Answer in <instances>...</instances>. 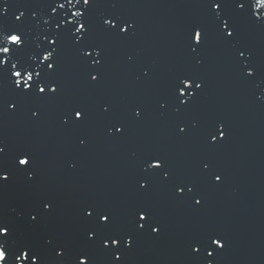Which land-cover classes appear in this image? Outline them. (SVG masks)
Returning a JSON list of instances; mask_svg holds the SVG:
<instances>
[{
	"label": "water",
	"instance_id": "1",
	"mask_svg": "<svg viewBox=\"0 0 264 264\" xmlns=\"http://www.w3.org/2000/svg\"><path fill=\"white\" fill-rule=\"evenodd\" d=\"M9 2V22L12 13L18 14L19 4H28L30 10L38 12L30 26V39L33 47L46 45L44 21L52 16L50 10L35 7L38 0ZM58 2L65 3L58 12L68 16L82 8L75 0ZM95 3L90 21L97 26L101 16L112 13L135 22V33L127 39H111L99 30L95 33L106 49L100 85L87 82L90 77L76 65L71 45L66 44L57 72L66 82L63 97L46 105L39 121L30 118L32 103L21 112L8 110L0 115V140L7 143L9 157L15 149L30 150L38 176L35 185H27L21 176L12 186L0 189V214L15 219L38 199L56 203L52 217L37 229L21 226L16 243L9 240L7 247L14 249L28 242L41 249L43 264H61L44 245L46 237L55 235L68 245L64 264H78L76 255L84 247L86 227L80 220L82 206L106 203L121 214L138 202H149L164 227L159 237H140L124 254L122 264H200L189 254L187 245L208 230L226 241L215 264H264V28L245 25L242 32V40L254 49L260 74L251 81L244 80L233 64L232 50L210 32L202 69L207 88L193 113L176 114L171 106L162 113L157 101L165 98L171 77L193 70L185 36L191 24L203 20V10L196 6V0ZM145 69H151L150 79L144 78ZM105 102L119 118L130 117L133 107L142 106L144 119L133 123L124 138L109 136L112 121L102 116L100 109ZM72 103L89 108L90 119L83 128L69 130L59 124L60 112ZM193 118L202 125L225 121L228 139L211 147L198 132L178 139L175 123ZM82 138L87 139L85 148L79 145ZM151 152L166 155L177 171L193 177L200 174L201 161H210L212 170L223 174V183L208 180L201 184L206 201L202 209L173 199L170 190L159 183L150 194L136 193L133 181L138 160ZM70 163L76 168H70ZM91 252L93 264H111L113 258L98 248Z\"/></svg>",
	"mask_w": 264,
	"mask_h": 264
},
{
	"label": "snow or ice",
	"instance_id": "2",
	"mask_svg": "<svg viewBox=\"0 0 264 264\" xmlns=\"http://www.w3.org/2000/svg\"><path fill=\"white\" fill-rule=\"evenodd\" d=\"M75 4L82 8L68 16L66 12H58V9L65 8V3L38 0L35 7L49 9L52 16L44 21L46 45L33 47L30 26L38 12L30 10L28 4H19L18 14L12 13L9 22L10 2L0 0V115L8 110L13 114L21 112L26 104L32 103L34 106L28 109L30 118L39 121L45 106L63 97L66 82L57 76V72L61 68L66 44L71 45L76 65L90 77L87 82L98 86L103 79L106 49L96 39L95 33L99 30L107 37L118 40L134 35L135 22L123 14L101 16V23L97 26L90 21L97 6L95 0H75ZM196 6L203 10V20L191 24L185 36L193 70L171 77L165 98L157 101L162 113H166L169 106L176 114L193 113L207 88L202 69L205 63L203 53L208 47L210 32L215 33L220 44L232 50L233 64L244 80L251 81L260 74L254 49L242 40V32L245 25L264 28V0H196ZM132 59L129 57V60ZM150 73L151 69L143 70L144 78L150 79ZM100 109L101 115L112 121L107 134L114 138L126 137L131 125L144 119V109L139 105L131 109L130 117L127 115L123 118L113 116L112 105L107 102L101 104ZM58 119L65 129H79L87 125L90 111L86 104L72 103L60 112ZM174 127L178 139L198 132L209 147L226 141L229 135L225 121L219 119L203 125L198 118L187 122L179 120ZM79 145L87 147V139H80ZM201 163L200 174L193 177L177 171L166 155L147 153L138 160L134 191L147 195L159 183L170 190L173 199L192 209H202L206 201L201 184L208 180L223 183V174L213 171L210 161ZM69 166L76 168L75 163ZM21 176L27 185L38 182L33 153L26 148H18L9 157L7 143L0 140V189L12 186ZM55 205V201L42 198L27 205L15 219L0 214V264H26L28 261L43 264L41 249L31 243L22 242L14 249L8 248L7 244L9 240L16 243L21 226L37 229L43 220L52 217L56 211ZM79 212L80 220L86 227L83 232L84 247L76 255L78 264H93V248L112 257L111 264H122L124 254L134 248L140 237H159L164 227L149 202H138L121 214L106 203H87ZM44 245L64 264L63 257L68 252L66 243L52 235L45 238ZM187 247L189 254L200 264H215L216 256L226 247V241L219 233L208 230L194 236Z\"/></svg>",
	"mask_w": 264,
	"mask_h": 264
}]
</instances>
